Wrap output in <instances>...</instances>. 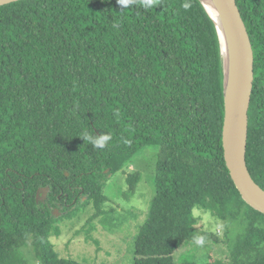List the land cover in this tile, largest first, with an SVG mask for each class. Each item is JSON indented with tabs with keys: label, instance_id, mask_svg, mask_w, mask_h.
<instances>
[{
	"label": "trees",
	"instance_id": "1",
	"mask_svg": "<svg viewBox=\"0 0 264 264\" xmlns=\"http://www.w3.org/2000/svg\"><path fill=\"white\" fill-rule=\"evenodd\" d=\"M236 1L255 57L247 165L264 190V0ZM224 119L222 45L200 0L0 7V264L20 263L29 240L40 264H84L55 251L56 211L100 213L109 181L148 149L155 194L134 264H264V214L231 178ZM85 134L111 139L95 148ZM127 180L133 191L140 173ZM194 208L241 225L234 239H206L225 262L176 260L198 234Z\"/></svg>",
	"mask_w": 264,
	"mask_h": 264
},
{
	"label": "rangeland",
	"instance_id": "2",
	"mask_svg": "<svg viewBox=\"0 0 264 264\" xmlns=\"http://www.w3.org/2000/svg\"><path fill=\"white\" fill-rule=\"evenodd\" d=\"M156 152L148 149L142 153L126 174H119L109 181L106 191L110 200L101 206V212L94 204L65 214L56 211L60 220L54 223L58 235L50 238L55 251L61 258L73 259L84 264H134V246L140 227L145 223L155 194L154 177ZM140 173V181L133 191L128 184V176ZM82 207V206H81ZM196 226L199 235H215L221 240L234 239L242 231L241 225L224 222L210 212L197 208ZM207 215V219H205ZM202 248L192 243L185 244L175 255L177 261L190 260L199 263L210 261L225 262L226 251L221 243L207 240ZM210 247H209V246ZM212 248V249H211ZM18 264H40L34 247L19 251Z\"/></svg>",
	"mask_w": 264,
	"mask_h": 264
},
{
	"label": "water",
	"instance_id": "3",
	"mask_svg": "<svg viewBox=\"0 0 264 264\" xmlns=\"http://www.w3.org/2000/svg\"><path fill=\"white\" fill-rule=\"evenodd\" d=\"M19 1L22 0H0V7ZM200 2L214 21L222 45L225 162L243 200L264 214V190L255 182L247 165L249 110L255 81V57L250 35L236 0Z\"/></svg>",
	"mask_w": 264,
	"mask_h": 264
},
{
	"label": "clouds",
	"instance_id": "4",
	"mask_svg": "<svg viewBox=\"0 0 264 264\" xmlns=\"http://www.w3.org/2000/svg\"><path fill=\"white\" fill-rule=\"evenodd\" d=\"M117 3L120 6H127L130 3V0H117ZM156 3H157V0H143L144 7H150ZM189 7H190L189 3L186 2L183 4V8L188 9ZM84 138L85 140L91 141V143L93 144L95 148L103 149L106 146V144L110 141L111 136L104 134V135H100L97 137H93V136L85 134ZM193 214L194 215L199 214L195 208L193 209ZM205 219H207V215H205ZM206 239H207L206 236L197 234L193 236L192 243L202 248L206 243Z\"/></svg>",
	"mask_w": 264,
	"mask_h": 264
},
{
	"label": "bare ground",
	"instance_id": "5",
	"mask_svg": "<svg viewBox=\"0 0 264 264\" xmlns=\"http://www.w3.org/2000/svg\"><path fill=\"white\" fill-rule=\"evenodd\" d=\"M225 62L227 63V67L229 66V60H228V58L226 57V60H225Z\"/></svg>",
	"mask_w": 264,
	"mask_h": 264
}]
</instances>
